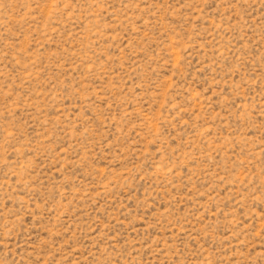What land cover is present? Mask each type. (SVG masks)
I'll return each mask as SVG.
<instances>
[{"label":"rangeland","instance_id":"obj_1","mask_svg":"<svg viewBox=\"0 0 264 264\" xmlns=\"http://www.w3.org/2000/svg\"><path fill=\"white\" fill-rule=\"evenodd\" d=\"M0 264H264V0H0Z\"/></svg>","mask_w":264,"mask_h":264}]
</instances>
